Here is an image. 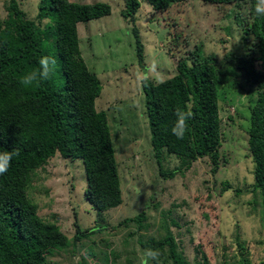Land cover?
Listing matches in <instances>:
<instances>
[{"label": "rangeland", "instance_id": "374dc122", "mask_svg": "<svg viewBox=\"0 0 264 264\" xmlns=\"http://www.w3.org/2000/svg\"><path fill=\"white\" fill-rule=\"evenodd\" d=\"M6 1L0 0V19L7 17ZM136 24L125 20L123 0H69L71 3H108L111 15L79 24L80 51L88 68L100 79L103 91L96 101L107 114L119 166L123 203L98 214L87 200V179L81 162L60 156L37 172L29 195L45 221L57 223L73 241L76 223L83 230L109 225L102 234L81 240L49 256L50 264H104L108 251L116 264H140L138 239H164L169 229L178 240L177 251L194 264H240L242 253L250 264H264V199L255 190V163L249 155L250 106L256 89L243 75L219 91L222 118L221 167L213 173L208 158L198 160L173 178H163L151 146V134L142 91L147 78L155 84L177 74L178 62L188 51L202 49L220 61L227 55L248 53L238 19H252L251 4L208 6L196 0L172 6L165 14L139 0ZM31 20L39 0L21 1ZM133 27L144 45L145 71L138 64ZM231 28L230 33L227 31ZM181 33L184 43L177 44ZM183 40V39H182ZM145 72V73H144ZM180 161L169 156L163 166L173 171ZM144 214L143 225L120 227L126 219ZM241 244L243 249L238 246ZM157 264H175L168 247ZM163 256V257H162Z\"/></svg>", "mask_w": 264, "mask_h": 264}, {"label": "trees", "instance_id": "16d2710c", "mask_svg": "<svg viewBox=\"0 0 264 264\" xmlns=\"http://www.w3.org/2000/svg\"><path fill=\"white\" fill-rule=\"evenodd\" d=\"M21 1L7 0V17L0 19V152L19 151L8 172L0 176V264H50L48 258L55 252L109 229V225H96L83 230L76 223V236L71 242L57 223L39 216L38 205L29 192L37 172L53 158L60 156L71 164H83L85 196L98 214L123 203L108 117L96 108L103 86L82 57L77 27L111 15L112 6L104 2L89 5L39 0L37 16L31 20L22 10ZM145 1L152 11L165 14L172 6L189 0ZM196 1L208 6L250 3L252 19H238V24L244 41L253 37L254 46H248V53L229 54L221 61L215 54L205 55L202 49L191 50L178 62L174 77L158 84L144 77L142 91L160 175L173 178L206 158L212 172H218L223 139L219 91L235 83L240 73L256 89L257 99L250 106L248 146L255 163L254 189L260 190L264 199V17H256L254 0ZM123 2L122 17L135 25L141 2ZM227 31L230 33L231 28ZM133 33L138 64L145 71V48L135 27ZM175 41L184 43L183 35L177 34ZM43 56L55 58L54 75L39 88H22L18 77L37 67ZM177 108L193 113L183 139L171 133ZM169 156L181 162L173 171L163 166ZM144 217L141 214L126 219L120 227L128 228L133 223L142 227ZM178 240L168 229L164 239L145 240L140 236L138 242L142 249H159L162 255L168 247L175 264H194L177 251ZM116 260V254L108 251L103 263L116 264ZM238 263L250 264L244 253Z\"/></svg>", "mask_w": 264, "mask_h": 264}, {"label": "clouds", "instance_id": "9594fccd", "mask_svg": "<svg viewBox=\"0 0 264 264\" xmlns=\"http://www.w3.org/2000/svg\"><path fill=\"white\" fill-rule=\"evenodd\" d=\"M252 9L256 17H264V0H254ZM56 69V60L54 57L43 56L38 61V66L25 71L18 77V83L26 90L39 88L44 82L51 79ZM155 71V66L150 67L145 73V79ZM176 119L171 128V133L177 139H183L189 131V121L193 117L190 110L177 108L175 111ZM19 155V151L0 152V176L6 174L11 166L13 157ZM162 255L159 249H143L140 256V264H157Z\"/></svg>", "mask_w": 264, "mask_h": 264}]
</instances>
